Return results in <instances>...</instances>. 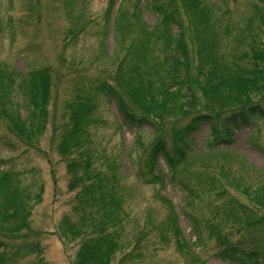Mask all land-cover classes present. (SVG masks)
I'll use <instances>...</instances> for the list:
<instances>
[{
	"label": "rangeland",
	"instance_id": "rangeland-1",
	"mask_svg": "<svg viewBox=\"0 0 264 264\" xmlns=\"http://www.w3.org/2000/svg\"><path fill=\"white\" fill-rule=\"evenodd\" d=\"M230 77L258 79L240 95ZM245 103L264 109V0H0V264H264V118L224 130ZM156 146L174 169L148 165ZM219 237L247 257L223 260Z\"/></svg>",
	"mask_w": 264,
	"mask_h": 264
},
{
	"label": "trees",
	"instance_id": "trees-1",
	"mask_svg": "<svg viewBox=\"0 0 264 264\" xmlns=\"http://www.w3.org/2000/svg\"><path fill=\"white\" fill-rule=\"evenodd\" d=\"M158 9H161V7H157ZM167 30V28H166ZM141 56V54H138ZM178 64V63H177ZM179 65V64H178ZM182 74L185 73L186 67H184L183 69H181ZM118 76V75H117ZM119 78V77H118ZM258 78L252 79V81H254V83L257 81ZM39 83H40V91H39V98L37 102H31V105H34L35 108H38V112L39 115L41 117V121L42 124L44 125L46 122V106H47V102H48V80L45 77L44 74H41L39 76ZM228 86L230 88L231 85V89H242L239 90L240 91V95H249L246 94L252 87L254 83H251L249 81L244 82L243 80H237V79H233L232 77L228 78ZM236 83H239L241 86H235ZM261 87H259L258 89H260ZM97 89L99 92L101 93H105L106 97H108L109 99H113L115 100L118 110L120 111V114L122 115L123 119L127 122V123H132L133 124V120H135V118L131 115V113L128 112V110L125 108V106L122 103L121 97L119 95V97L117 96L118 90L116 88H114V86L110 85L108 82L103 81L101 83H99L97 85ZM135 94L132 92V90L129 88L128 89V93H129V97L130 98H134L133 100L136 101L135 97L136 95H139L138 90L136 89V91L134 90ZM243 92V93H242ZM77 99H79V101H73L70 102L68 104V110L70 111L71 114V119L73 121V126L75 127V133L80 129V125L81 122L83 120H86L88 118V113L90 111V108L92 106V99L89 96H79L77 97ZM246 101V100H244ZM249 101V100H248ZM256 105V104H255ZM3 113L6 115V117L8 116V119L12 125V127L14 128V130L16 131V134L18 135H22L24 137H26L27 139H29L30 137H32L35 133L33 132L32 128L31 129H25L22 128V123L16 119H14L12 116L8 115L5 111H3ZM259 115L262 118H264V109H262V111L259 109V107L256 106H252V105H247L245 103V105L240 106L238 109L234 110L233 112H231L227 117H226V121L229 122L228 124L224 125V130L225 132H227L229 135H232L233 129L230 125H234L235 127H237V129H239L240 127H242L244 124H246V122L248 121V119L250 118V116H254V115ZM81 115H85L84 119L80 118ZM206 119H208V117L205 116H198L195 117V119L191 122L190 125L187 126L186 130H190L193 128H198L199 125L206 123ZM209 123V122H208ZM210 124V123H209ZM39 128H36V132H39ZM82 131V128H81ZM180 135L183 139L188 140V137L190 136V132H186L184 130V132H180ZM74 139V138H73ZM231 139H227L226 142L230 141ZM78 142V141H76ZM74 143V142H73ZM163 148L162 146H156L155 149L151 150V155L149 158V166H153L156 162H157V154L158 152H161L162 156L164 157L165 162L167 163L168 167L174 169V167L176 166V161H174V159L172 158V156L165 151V149H161ZM181 150V151H180ZM179 154H182L181 157H184V149L179 148L178 151ZM10 172H3L0 173V180H8L10 177ZM165 200V199H164ZM169 206V211L171 213L172 218H170L173 222V224L170 226V230L173 231L172 232V236L176 235L179 237L178 242H180L181 246L184 248H188L189 249V244L184 241H181V237L179 235V231L178 228L176 226V220H177V215H176V211L175 209L171 206V204L168 205ZM242 207V206H240ZM228 216L232 219V221H237L240 220V218H237V216H235L232 212L228 213ZM195 226L197 224V226L199 225L197 221H195ZM164 239L166 240V237H164ZM140 240H142V238H138L136 243H138ZM196 240H198L196 238ZM219 243H221V249L219 250V256H221L223 258V260H227L228 261H240L242 258L247 257V254L241 251H238L236 249L235 245L233 247L234 243H230L229 241H225L222 239V237H219L217 240ZM190 250V249H189ZM239 254V256H241L242 258L237 257ZM107 256H109L107 254ZM197 256V255H196ZM198 258V257H197ZM125 257L122 259L124 260ZM200 260V259H199ZM109 261V258H108ZM201 264H205L204 262H202L200 260ZM105 264H108V262H106Z\"/></svg>",
	"mask_w": 264,
	"mask_h": 264
}]
</instances>
